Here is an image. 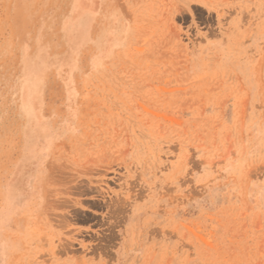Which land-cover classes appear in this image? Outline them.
I'll return each mask as SVG.
<instances>
[{"label":"rangeland","instance_id":"obj_1","mask_svg":"<svg viewBox=\"0 0 264 264\" xmlns=\"http://www.w3.org/2000/svg\"><path fill=\"white\" fill-rule=\"evenodd\" d=\"M0 264H264V0H0Z\"/></svg>","mask_w":264,"mask_h":264}]
</instances>
